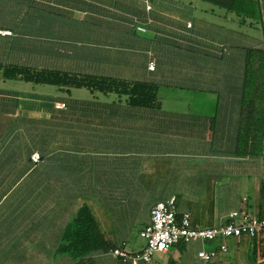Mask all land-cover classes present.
<instances>
[{
    "label": "crops",
    "instance_id": "0c3cea01",
    "mask_svg": "<svg viewBox=\"0 0 264 264\" xmlns=\"http://www.w3.org/2000/svg\"><path fill=\"white\" fill-rule=\"evenodd\" d=\"M147 3L0 0V264H75L64 246L80 216L137 253L150 209L171 197L193 226L216 227L234 210L264 218V135L259 154H236L250 119L246 54L264 52V0ZM11 68L145 85L154 100L29 82ZM220 243L227 251L209 264H264V235L205 247ZM201 247L176 244L152 264H204ZM109 251L83 264H132Z\"/></svg>",
    "mask_w": 264,
    "mask_h": 264
},
{
    "label": "trees",
    "instance_id": "16d2710c",
    "mask_svg": "<svg viewBox=\"0 0 264 264\" xmlns=\"http://www.w3.org/2000/svg\"><path fill=\"white\" fill-rule=\"evenodd\" d=\"M261 74H264V52L248 50L245 58L242 110L250 119L244 117L241 121L236 146V154L239 155H254L260 152L261 141L264 135V79L261 77ZM8 76H18L25 81L40 84L85 88L90 92H101L103 94L121 91L123 94L129 96V100L132 103H142L145 101L143 98H149L151 102L154 100L153 88L140 84L130 86L126 83L102 78L71 76L61 73L31 72L26 68H11ZM146 88H148L149 95L146 96L144 92L138 93V90ZM82 217L80 216L79 219L75 220L78 230H74L72 238L64 246V251L76 261L75 264H83L94 251L102 250L107 252L114 248V245L102 239L91 218L85 221Z\"/></svg>",
    "mask_w": 264,
    "mask_h": 264
},
{
    "label": "built area",
    "instance_id": "2783aa9c",
    "mask_svg": "<svg viewBox=\"0 0 264 264\" xmlns=\"http://www.w3.org/2000/svg\"><path fill=\"white\" fill-rule=\"evenodd\" d=\"M145 9H150V4L145 0ZM189 27L190 24L188 23ZM137 30L144 31L141 27ZM3 34H10L5 31ZM149 70H153L152 63L148 65ZM55 107L61 109L62 103H56ZM40 156L37 153L31 155V160L37 162ZM259 234H264V218H257L245 210H234L228 214L225 223L211 228H202L190 224L189 214L184 213L177 217L175 212V198L171 197L167 201L157 202L149 212V223L139 232V236L144 241V246L137 253L129 254L121 249H111L109 252L113 257L128 260L132 264L143 262L153 263V256L156 253H166L176 244L200 243L201 249L197 252V257L204 263L209 264L218 252H226L225 244L220 243L216 248L207 249L205 244L216 243L219 239L236 238L242 235L253 238Z\"/></svg>",
    "mask_w": 264,
    "mask_h": 264
}]
</instances>
